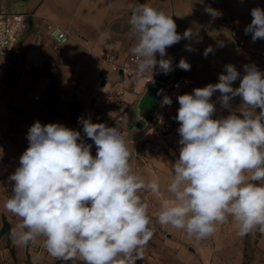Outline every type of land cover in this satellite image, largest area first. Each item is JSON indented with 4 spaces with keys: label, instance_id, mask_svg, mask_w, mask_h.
Masks as SVG:
<instances>
[{
    "label": "clouds",
    "instance_id": "1",
    "mask_svg": "<svg viewBox=\"0 0 264 264\" xmlns=\"http://www.w3.org/2000/svg\"><path fill=\"white\" fill-rule=\"evenodd\" d=\"M205 11L222 14L211 7ZM251 16L245 34L251 33L253 42L264 39V9L253 8ZM128 24L136 40L131 52L139 58L138 76L157 66L165 75L173 71L166 49L192 37L190 30L178 33L172 16L148 4L139 5ZM186 50L193 49L186 45ZM213 51L208 46L204 56ZM176 67L191 69L184 58ZM224 68L218 83L177 97L180 148L168 197L158 177L146 181L135 172L118 127L78 117L96 147L93 156L80 131L34 122L27 133L29 146L9 177L14 183L4 204L20 218L13 230L15 243L28 246L43 238L47 253L58 260L135 264L154 234L142 192L160 201L159 224L190 237L213 235L229 217L240 237L257 229L264 233V73L254 64L245 65L242 76L232 64ZM237 79L240 84L234 88ZM217 91L219 103L230 113L226 117L213 118L217 109L211 98ZM236 97L241 104L233 110L230 101ZM171 104L165 95L161 106Z\"/></svg>",
    "mask_w": 264,
    "mask_h": 264
},
{
    "label": "crops",
    "instance_id": "2",
    "mask_svg": "<svg viewBox=\"0 0 264 264\" xmlns=\"http://www.w3.org/2000/svg\"><path fill=\"white\" fill-rule=\"evenodd\" d=\"M141 4L172 16L178 33L183 34L185 30L192 33L191 39H182L166 49L165 58L172 59L174 69L166 76L179 90L170 106H161L159 102L153 121L167 116L173 106L179 107V95L191 94L193 89L209 83H218L219 74L225 72L227 64L234 65L241 76L244 66L252 64L264 73V39L253 42L252 34L244 31L252 20L251 10L255 7L264 9V0H0L5 11L31 14L25 16L27 28L13 51L0 58V264H83L78 258L63 261L51 257L43 247V238L28 246L15 243L13 230L20 218L8 212L4 204L11 196L14 183L9 177L19 167L20 156L29 146L28 130L36 121L59 123L80 131L84 142L92 145L91 152L95 156L94 142L83 133L78 117H90L92 122L112 127L115 115L126 110L127 117L118 128L131 152V166L146 181L158 177L161 191L166 197L170 196L166 188L174 175L172 164L179 156L180 137L174 141L170 134L148 130L153 121L145 129L135 128L134 107L148 82L138 78L131 84L100 59L101 53L106 51L115 52L117 62L132 54L136 40L128 21ZM207 7L222 14L214 17L205 11ZM50 21L68 31L69 38L65 43L53 42L47 29ZM186 45L193 50H186ZM210 45L214 51L205 57L204 51ZM181 58L191 65L190 71L176 67ZM156 59H160L159 53ZM10 67L18 71L11 83ZM160 72L157 66L153 72L148 70L145 74L153 78ZM239 84L237 79L233 87ZM117 91L119 93L115 94ZM108 94H113L115 103L105 106ZM219 96L217 91L211 98L217 109L213 118L230 114L219 103ZM93 98L101 100L97 106L98 110L104 111L101 120L94 119ZM230 104L235 110L241 99L236 97ZM149 143L156 145L159 151L152 154ZM139 155L146 159L145 165ZM143 194L147 196L148 214L152 220L149 227L154 234L143 250V258L137 259L135 264L192 261L199 264H257L249 235L238 236L237 225L231 217L218 225L213 235L196 239L183 230L159 224L156 216L160 201L150 192L140 193ZM221 251H235L233 260H223L219 256Z\"/></svg>",
    "mask_w": 264,
    "mask_h": 264
},
{
    "label": "built area",
    "instance_id": "3",
    "mask_svg": "<svg viewBox=\"0 0 264 264\" xmlns=\"http://www.w3.org/2000/svg\"><path fill=\"white\" fill-rule=\"evenodd\" d=\"M31 14H24L18 12H8L5 11L0 5V58H3L7 54L13 51L15 48L22 32L27 28V22L25 16H30ZM47 29L49 34L55 44H63L69 38V33L67 30L50 21L47 24ZM118 55L113 51H106L101 53V62L109 67L110 70L119 72L123 79L134 84L138 78H143L146 82H149L152 78L147 76L145 72L143 75L138 76L136 74L137 63L139 59L133 54H127L121 62H117ZM178 87L173 84H166L165 95L169 96L172 101L174 100V95L178 91ZM117 91L115 94H118ZM101 100L99 98H93L92 105L95 107L94 119L101 120L104 117V111L98 110L97 106L100 104ZM115 103V97L113 94H108L104 105L110 106ZM178 106H173L167 116L158 117L154 120L148 127V130L160 131L164 135H171V138L176 141L178 139L179 133L177 129L179 128V123L176 121L175 117L177 115ZM127 117V111L123 110L119 114L115 115L114 120L111 124L112 127H118L119 124ZM93 123L95 121L93 120ZM149 151L154 154L159 151V148L149 143ZM143 164H146V159L141 157ZM138 174V173H137ZM142 197L147 201L146 194Z\"/></svg>",
    "mask_w": 264,
    "mask_h": 264
},
{
    "label": "water",
    "instance_id": "4",
    "mask_svg": "<svg viewBox=\"0 0 264 264\" xmlns=\"http://www.w3.org/2000/svg\"><path fill=\"white\" fill-rule=\"evenodd\" d=\"M170 82L171 79L162 71L148 82L134 107L133 125L135 128L145 129L153 121L158 104L165 96L166 84ZM161 90H163L162 93L158 95Z\"/></svg>",
    "mask_w": 264,
    "mask_h": 264
},
{
    "label": "rangeland",
    "instance_id": "5",
    "mask_svg": "<svg viewBox=\"0 0 264 264\" xmlns=\"http://www.w3.org/2000/svg\"><path fill=\"white\" fill-rule=\"evenodd\" d=\"M17 70L10 67V72H9V83H11V81L17 76ZM11 80V81H10ZM22 94V91L20 92ZM249 242L251 240L250 243V247L254 250L255 252V262L257 264H264V233L260 232L258 229L257 230H253L252 232H250L249 234ZM256 240V243H255ZM235 251H221L219 253V256L226 261H232ZM183 263V262H182ZM184 264V263H183ZM185 264H199L196 261H192V262H185ZM221 264H231V262H221Z\"/></svg>",
    "mask_w": 264,
    "mask_h": 264
},
{
    "label": "trees",
    "instance_id": "6",
    "mask_svg": "<svg viewBox=\"0 0 264 264\" xmlns=\"http://www.w3.org/2000/svg\"><path fill=\"white\" fill-rule=\"evenodd\" d=\"M4 230V229H3Z\"/></svg>",
    "mask_w": 264,
    "mask_h": 264
}]
</instances>
